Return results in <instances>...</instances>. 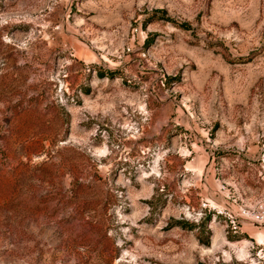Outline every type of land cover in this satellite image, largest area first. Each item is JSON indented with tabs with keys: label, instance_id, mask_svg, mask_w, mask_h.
I'll return each mask as SVG.
<instances>
[{
	"label": "rangeland",
	"instance_id": "obj_1",
	"mask_svg": "<svg viewBox=\"0 0 264 264\" xmlns=\"http://www.w3.org/2000/svg\"><path fill=\"white\" fill-rule=\"evenodd\" d=\"M262 206L264 0H0V264H264Z\"/></svg>",
	"mask_w": 264,
	"mask_h": 264
},
{
	"label": "built area",
	"instance_id": "obj_2",
	"mask_svg": "<svg viewBox=\"0 0 264 264\" xmlns=\"http://www.w3.org/2000/svg\"><path fill=\"white\" fill-rule=\"evenodd\" d=\"M258 216V220L261 222V224H264V206H262Z\"/></svg>",
	"mask_w": 264,
	"mask_h": 264
},
{
	"label": "trees",
	"instance_id": "obj_3",
	"mask_svg": "<svg viewBox=\"0 0 264 264\" xmlns=\"http://www.w3.org/2000/svg\"><path fill=\"white\" fill-rule=\"evenodd\" d=\"M199 240L202 242L203 241V239L202 238H199Z\"/></svg>",
	"mask_w": 264,
	"mask_h": 264
}]
</instances>
